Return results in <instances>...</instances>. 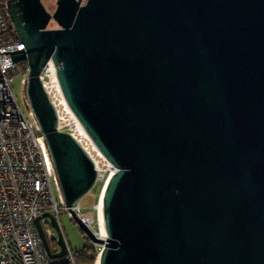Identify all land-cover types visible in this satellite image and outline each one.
<instances>
[{
	"label": "water",
	"instance_id": "obj_1",
	"mask_svg": "<svg viewBox=\"0 0 264 264\" xmlns=\"http://www.w3.org/2000/svg\"><path fill=\"white\" fill-rule=\"evenodd\" d=\"M27 108L59 193L97 264H264V0H6ZM52 19L57 27L46 28ZM115 168L99 193L104 239L70 206L95 172L58 130L39 74ZM58 250L65 254L54 217ZM96 264V263H95Z\"/></svg>",
	"mask_w": 264,
	"mask_h": 264
},
{
	"label": "built area",
	"instance_id": "obj_2",
	"mask_svg": "<svg viewBox=\"0 0 264 264\" xmlns=\"http://www.w3.org/2000/svg\"><path fill=\"white\" fill-rule=\"evenodd\" d=\"M19 48L23 49L6 13V0H0V264H75L74 254L65 239L64 256L48 257L33 224L34 218L39 217L49 252H57L54 231L48 219L40 215L51 214L59 228V213L67 216L69 213L60 196L42 133L31 111L24 112L11 90L16 77L23 87L28 67L25 59L10 63L8 52H1ZM39 79L55 110L58 130L69 133L87 153L95 172L93 186L103 189L115 168L87 134L81 132L63 100L50 60L42 67ZM70 209L94 232L77 201Z\"/></svg>",
	"mask_w": 264,
	"mask_h": 264
},
{
	"label": "rangeland",
	"instance_id": "obj_3",
	"mask_svg": "<svg viewBox=\"0 0 264 264\" xmlns=\"http://www.w3.org/2000/svg\"><path fill=\"white\" fill-rule=\"evenodd\" d=\"M55 1L56 0H40L45 10L49 13H52L55 7ZM56 23L50 19L46 25V28H56ZM11 90L13 94L15 95V98L17 102L20 104L24 112L27 111V105L24 98L23 93V87L20 85L19 78L16 77L14 81L11 84ZM101 188V186H100ZM98 185H94L87 193H85L82 197H80L77 202L81 208V210L86 214L88 220H90V224L92 226V230L98 231V224H96V212L95 207H97L98 199H99V193L101 189ZM97 209V208H96ZM58 223L59 228L61 230V233L63 235V238L65 239L68 247L72 252H76L82 248L84 245H89L93 249H95L96 253L99 250L98 245L91 244L87 238H85L82 234V232L78 229V227L75 225L73 220L67 216L65 213L60 212L58 215ZM52 231L53 228H50ZM96 231V232H97ZM86 255V254H85ZM96 256L92 261V264L97 263L96 262ZM75 264H87L83 261H81L77 257L75 258Z\"/></svg>",
	"mask_w": 264,
	"mask_h": 264
},
{
	"label": "trees",
	"instance_id": "obj_4",
	"mask_svg": "<svg viewBox=\"0 0 264 264\" xmlns=\"http://www.w3.org/2000/svg\"><path fill=\"white\" fill-rule=\"evenodd\" d=\"M92 247H90L89 245H84L82 246V248L76 252H73L74 257L77 259L79 258L81 261L87 263V264H92L93 259L96 256V251L95 249H93V251L91 250ZM86 254V255H85Z\"/></svg>",
	"mask_w": 264,
	"mask_h": 264
},
{
	"label": "bare ground",
	"instance_id": "obj_5",
	"mask_svg": "<svg viewBox=\"0 0 264 264\" xmlns=\"http://www.w3.org/2000/svg\"><path fill=\"white\" fill-rule=\"evenodd\" d=\"M79 124V123H78ZM79 128H80V130H81V132H84L83 131V129H82V127L79 125ZM85 133V132H84ZM102 190V189H101ZM101 192V191H100ZM95 208H97L96 209V211H97V215H98V231L96 232V231H94L95 232V235L97 236V237H99V238H101V239H104V231H103V226H102V221H101V214H100V199H98V204H97V207H95ZM96 262H97V259H96ZM97 264V263H96Z\"/></svg>",
	"mask_w": 264,
	"mask_h": 264
}]
</instances>
